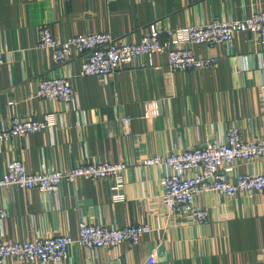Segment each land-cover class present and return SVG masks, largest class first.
<instances>
[{
    "label": "crops",
    "instance_id": "obj_1",
    "mask_svg": "<svg viewBox=\"0 0 264 264\" xmlns=\"http://www.w3.org/2000/svg\"><path fill=\"white\" fill-rule=\"evenodd\" d=\"M264 9V0H0V128L14 118L55 124L0 142V179L8 164L24 162L30 173L66 171L83 162L126 163L123 191L111 180L64 182L55 193L0 188V241L77 238L79 224L122 228L148 224L141 243L89 250L72 244L62 264H264V191L228 198L204 191L197 204L209 221L173 218L162 205L164 166L138 164L211 142H225L231 128L244 139L264 137V52L257 37L239 33L230 45H189L197 57H216L212 69L175 71L166 55L137 57L100 78L81 76L83 58L57 64L38 47V28L67 40L109 33L138 42L156 23L177 29L213 19L243 20ZM44 77H68L76 100L31 98ZM130 119V124L124 123ZM264 161L236 162V173L259 174ZM0 264H18L11 258ZM37 264H47L38 262ZM52 264V263H48Z\"/></svg>",
    "mask_w": 264,
    "mask_h": 264
},
{
    "label": "built area",
    "instance_id": "obj_2",
    "mask_svg": "<svg viewBox=\"0 0 264 264\" xmlns=\"http://www.w3.org/2000/svg\"><path fill=\"white\" fill-rule=\"evenodd\" d=\"M253 33L264 52V9L243 20L225 21L213 19L210 23L164 28L156 23L136 43L113 37L109 33H87L67 40L55 37L47 26L38 28V47L52 52L55 63L69 62L73 57L83 58L81 76L105 78L122 67L133 64L137 57L166 55L168 65L175 71H197L212 69L217 64L216 57H197L189 45H230L239 33ZM5 57L0 52V69ZM31 98L56 100L73 103L75 89L68 77H44L36 93ZM126 125L130 119H125ZM55 124L53 115L42 119L14 118L9 125L1 126L0 142L25 137L41 132ZM264 161V137L244 139L240 130L231 128L225 142H211L195 146L165 156L148 157L138 164L166 166L170 173L165 178L164 194L160 197L173 218L191 220L197 225L209 221V210L197 204V197L204 191H213L228 198H236L242 193L264 191V170L259 174L236 173V162L251 163ZM128 170L126 163L83 162L66 171H42L30 173L24 162L14 160L8 164L6 174L0 179V188L12 186L23 189H38L45 193H55L64 182L76 183L85 180H111L114 182L115 199L118 200L124 187V177ZM6 217L0 212V219ZM152 231L148 224L122 228L92 225L82 221L79 235L42 237L24 243L0 241V260L11 258L18 264L52 263L62 264L68 257L72 244L89 250H111L125 243L137 246ZM155 257L149 258V264Z\"/></svg>",
    "mask_w": 264,
    "mask_h": 264
}]
</instances>
